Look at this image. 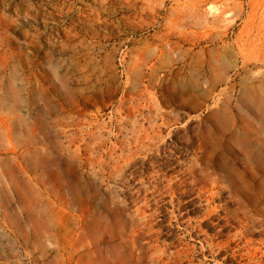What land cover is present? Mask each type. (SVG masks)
Wrapping results in <instances>:
<instances>
[{"label":"rangeland","instance_id":"obj_1","mask_svg":"<svg viewBox=\"0 0 264 264\" xmlns=\"http://www.w3.org/2000/svg\"><path fill=\"white\" fill-rule=\"evenodd\" d=\"M0 264H264V0H0Z\"/></svg>","mask_w":264,"mask_h":264}]
</instances>
